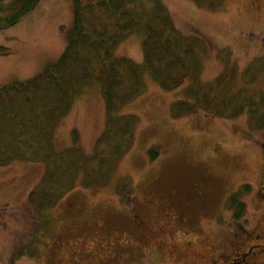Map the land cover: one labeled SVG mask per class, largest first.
<instances>
[{
	"label": "rangeland",
	"instance_id": "374dc122",
	"mask_svg": "<svg viewBox=\"0 0 264 264\" xmlns=\"http://www.w3.org/2000/svg\"><path fill=\"white\" fill-rule=\"evenodd\" d=\"M160 2L175 29L205 46L200 86L224 71L223 52L230 54L237 84L262 56L264 0H223L215 7ZM72 19L71 0H38L21 19L0 27V86L31 79L56 61ZM113 58L142 65L141 37L122 41ZM187 85L167 92L145 75L144 91L118 111L136 123L109 181L88 189L77 179L42 214L28 197L45 165L15 160L0 166V264H230L249 245H264V129L250 131L246 113L224 119L197 108L175 117L172 106L186 99ZM105 120L101 84L93 82L54 125V152L75 147L91 157ZM243 185L249 191L240 196L244 213L237 219L226 200ZM251 264H264V250Z\"/></svg>",
	"mask_w": 264,
	"mask_h": 264
},
{
	"label": "trees",
	"instance_id": "16d2710c",
	"mask_svg": "<svg viewBox=\"0 0 264 264\" xmlns=\"http://www.w3.org/2000/svg\"><path fill=\"white\" fill-rule=\"evenodd\" d=\"M37 0H0V27L8 26L32 8ZM196 5L218 6L223 0H193ZM72 27L60 57L36 76L0 86V166L9 161L45 165L28 204L37 214L52 209L80 179V186L96 189L110 179L116 161L132 143L136 119L118 111L145 89L147 75L161 90L172 91L188 80L185 100L173 104V115L200 109L215 117L235 119L246 113L250 131L264 129V48L240 75L229 53L223 52L226 68L211 84L199 85L203 42L183 36L171 24L160 0H71ZM132 35L141 37L142 65L113 58L114 49ZM93 82L101 84L105 102L104 131L94 153L85 157L75 147L54 152V125L70 110L76 97ZM251 90V87H255ZM150 159L155 150L148 152ZM119 187V193L125 191ZM247 185L228 196L226 205L234 218L244 213L241 194ZM19 255V254H18Z\"/></svg>",
	"mask_w": 264,
	"mask_h": 264
},
{
	"label": "flooded vegetation",
	"instance_id": "af4514ba",
	"mask_svg": "<svg viewBox=\"0 0 264 264\" xmlns=\"http://www.w3.org/2000/svg\"><path fill=\"white\" fill-rule=\"evenodd\" d=\"M261 193L264 194V183L261 186ZM231 212H233V211H231ZM235 228L239 232L243 231L241 229V226H239L238 224H236ZM255 248L259 249V250L254 252ZM261 250H264V245H262V244L249 245L247 250L245 252L240 253L238 256H236V258H234L230 264H251L254 256L257 253H259Z\"/></svg>",
	"mask_w": 264,
	"mask_h": 264
},
{
	"label": "crops",
	"instance_id": "0c3cea01",
	"mask_svg": "<svg viewBox=\"0 0 264 264\" xmlns=\"http://www.w3.org/2000/svg\"><path fill=\"white\" fill-rule=\"evenodd\" d=\"M69 30H70V29H69ZM69 30H68V31H69ZM50 64H51V63H50Z\"/></svg>",
	"mask_w": 264,
	"mask_h": 264
}]
</instances>
